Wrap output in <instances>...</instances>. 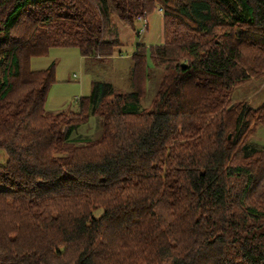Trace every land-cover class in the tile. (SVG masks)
<instances>
[{"label": "trees", "instance_id": "trees-1", "mask_svg": "<svg viewBox=\"0 0 264 264\" xmlns=\"http://www.w3.org/2000/svg\"><path fill=\"white\" fill-rule=\"evenodd\" d=\"M158 8L130 93L95 81L78 112L45 110L55 65L33 58L106 61L116 19ZM262 76L264 0H0V264H264V102L232 103ZM91 117L99 138H73Z\"/></svg>", "mask_w": 264, "mask_h": 264}, {"label": "rangeland", "instance_id": "rangeland-1", "mask_svg": "<svg viewBox=\"0 0 264 264\" xmlns=\"http://www.w3.org/2000/svg\"><path fill=\"white\" fill-rule=\"evenodd\" d=\"M146 19V29L143 22L137 20L135 30L123 25L116 19V30L122 46L116 51V58L106 61H94L81 56L76 48H52L48 55L31 60V70L41 71L55 65V83L51 86L45 110L52 113L78 112L79 99L91 94L92 84L95 81L113 83L123 93L132 91L131 56L139 46L150 48L163 43V13L158 8ZM121 55V57H120ZM149 68L152 63L149 60ZM151 95V94H150ZM243 100L249 102L252 108H259L264 102V76L254 78L247 84L237 87L232 103ZM148 104L144 106L147 107ZM102 133V122L98 117H91L88 123L82 125L73 133L76 139L95 140ZM250 142L264 146V127L260 126L250 136ZM5 152H0V165L7 162Z\"/></svg>", "mask_w": 264, "mask_h": 264}, {"label": "built area", "instance_id": "built-area-1", "mask_svg": "<svg viewBox=\"0 0 264 264\" xmlns=\"http://www.w3.org/2000/svg\"><path fill=\"white\" fill-rule=\"evenodd\" d=\"M139 21L143 22L144 26L142 31L144 30V28L146 29L147 23H146V19L145 18H139Z\"/></svg>", "mask_w": 264, "mask_h": 264}, {"label": "crops", "instance_id": "crops-1", "mask_svg": "<svg viewBox=\"0 0 264 264\" xmlns=\"http://www.w3.org/2000/svg\"><path fill=\"white\" fill-rule=\"evenodd\" d=\"M117 56H114L113 58H116ZM120 57H121V55H120Z\"/></svg>", "mask_w": 264, "mask_h": 264}]
</instances>
